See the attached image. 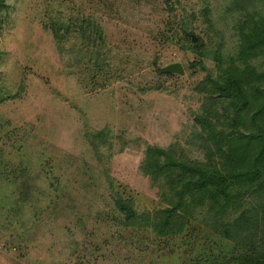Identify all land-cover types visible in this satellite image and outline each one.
Here are the masks:
<instances>
[{
	"label": "rangeland",
	"instance_id": "obj_1",
	"mask_svg": "<svg viewBox=\"0 0 264 264\" xmlns=\"http://www.w3.org/2000/svg\"><path fill=\"white\" fill-rule=\"evenodd\" d=\"M173 64L182 72L164 71ZM222 74L239 78L245 109L218 92ZM263 105L264 0H0V264H238L264 252L263 218L260 231L225 228L263 196L237 209L208 191L181 197L174 173L141 167L149 146L220 164L221 138L244 164Z\"/></svg>",
	"mask_w": 264,
	"mask_h": 264
},
{
	"label": "trees",
	"instance_id": "obj_2",
	"mask_svg": "<svg viewBox=\"0 0 264 264\" xmlns=\"http://www.w3.org/2000/svg\"><path fill=\"white\" fill-rule=\"evenodd\" d=\"M221 76L223 82L218 84V92L236 111L245 109L250 103L249 95L241 86L239 78L228 74H222ZM263 106L255 110L253 118L258 115V112L262 111ZM241 123L236 119L231 122L232 126H242ZM261 127L258 132L247 135L249 139L257 141L258 148L253 155L246 158L244 164L234 165L231 163V152H226L230 142H226L225 138H221L218 140V145H216L217 154L223 158L220 164L216 165L211 161L201 163L176 158L170 151L153 149L149 146L148 154L141 167L146 172L155 174L162 170H166L171 174L174 173L173 175L177 178V183L180 186L178 190L181 197L196 191L198 197L203 199L206 196V191H208L209 194L219 195L223 203L230 204L232 208L237 209L243 194L256 193L264 197V125ZM98 134L100 132L96 133V135ZM212 156L213 153L211 152L210 159ZM161 157H164L162 161L159 160ZM151 158L155 160L150 161ZM234 184L243 187V193L232 192L231 187ZM115 205L124 213V217L128 221L138 216L135 210L120 200H116ZM258 217L264 219V201L260 204V208L247 207L240 210L237 217L225 226V228L231 230V232L229 230L226 233V236L233 238L238 231L242 230L247 232L260 231L261 229L259 230L257 227ZM166 225L169 229L172 228L169 222H166ZM238 264H264V252L247 253Z\"/></svg>",
	"mask_w": 264,
	"mask_h": 264
},
{
	"label": "water",
	"instance_id": "obj_3",
	"mask_svg": "<svg viewBox=\"0 0 264 264\" xmlns=\"http://www.w3.org/2000/svg\"><path fill=\"white\" fill-rule=\"evenodd\" d=\"M164 71L165 72H169V71L182 72V68L179 64H173V65H169V66L165 67Z\"/></svg>",
	"mask_w": 264,
	"mask_h": 264
}]
</instances>
